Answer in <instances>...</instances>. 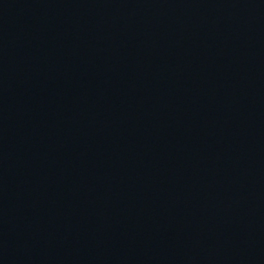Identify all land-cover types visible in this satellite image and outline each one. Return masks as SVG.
<instances>
[{
	"label": "water",
	"instance_id": "obj_1",
	"mask_svg": "<svg viewBox=\"0 0 264 264\" xmlns=\"http://www.w3.org/2000/svg\"><path fill=\"white\" fill-rule=\"evenodd\" d=\"M0 264H264V0H0Z\"/></svg>",
	"mask_w": 264,
	"mask_h": 264
}]
</instances>
